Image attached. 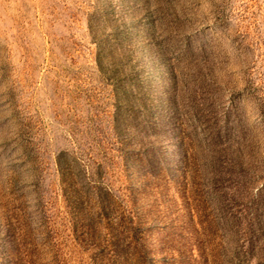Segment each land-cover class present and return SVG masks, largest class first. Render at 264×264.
<instances>
[{"label":"rangeland","instance_id":"obj_1","mask_svg":"<svg viewBox=\"0 0 264 264\" xmlns=\"http://www.w3.org/2000/svg\"><path fill=\"white\" fill-rule=\"evenodd\" d=\"M0 264H264V0H0Z\"/></svg>","mask_w":264,"mask_h":264}]
</instances>
